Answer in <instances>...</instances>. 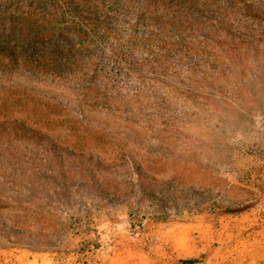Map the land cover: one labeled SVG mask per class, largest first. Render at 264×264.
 <instances>
[{"label": "rangeland", "instance_id": "1", "mask_svg": "<svg viewBox=\"0 0 264 264\" xmlns=\"http://www.w3.org/2000/svg\"><path fill=\"white\" fill-rule=\"evenodd\" d=\"M241 79L223 76L203 99L158 88L151 106L104 123L91 142L106 151L93 143L91 157L39 153L38 174L0 160V264H124L158 245L156 224L197 217L191 236L206 248L192 264L217 249L230 264H264V59Z\"/></svg>", "mask_w": 264, "mask_h": 264}, {"label": "trees", "instance_id": "2", "mask_svg": "<svg viewBox=\"0 0 264 264\" xmlns=\"http://www.w3.org/2000/svg\"><path fill=\"white\" fill-rule=\"evenodd\" d=\"M260 59L264 0H0V160L38 174L39 153L91 157L158 88L203 99Z\"/></svg>", "mask_w": 264, "mask_h": 264}, {"label": "crops", "instance_id": "3", "mask_svg": "<svg viewBox=\"0 0 264 264\" xmlns=\"http://www.w3.org/2000/svg\"><path fill=\"white\" fill-rule=\"evenodd\" d=\"M200 218H195L189 222H183L179 224L173 223H159L155 226L158 228L159 237L158 245L154 246V249L150 246V249L142 247L139 249V254L135 256H125L124 264H177L173 262L171 257L179 258H196L200 251L206 248V242L201 238L196 243L191 234L195 231L201 232ZM155 227V228H156ZM217 250L209 251L210 264H230L232 261L228 255L224 256V253L219 254ZM114 264V263H109ZM122 264V263H118Z\"/></svg>", "mask_w": 264, "mask_h": 264}]
</instances>
